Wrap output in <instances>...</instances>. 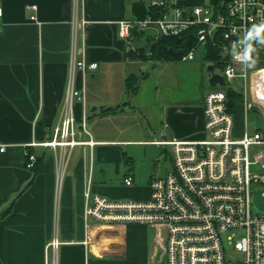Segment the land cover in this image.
Returning <instances> with one entry per match:
<instances>
[{
  "label": "crops",
  "instance_id": "obj_1",
  "mask_svg": "<svg viewBox=\"0 0 264 264\" xmlns=\"http://www.w3.org/2000/svg\"><path fill=\"white\" fill-rule=\"evenodd\" d=\"M142 1L151 0H0V264H53V257L54 264L163 262L156 227L84 216L88 188L92 197L109 201L149 199L155 170L147 184H136L137 174L128 171L116 181L126 156L122 145L166 151L167 146L157 142L204 137V100L211 87L204 60L203 69L197 67L202 96L192 92L185 98H166L158 111L151 103L142 114L133 98L149 71L134 95L126 92V78L140 74V62L157 64L128 57L132 47L148 43L154 29L142 36L133 31L130 42L119 36L120 21L137 19L136 7ZM223 1L179 3L188 11L198 6L214 11ZM72 58L98 67L74 69ZM72 87L85 90L88 112L86 135L81 130L83 105L75 101L71 107L78 129L75 139L92 144L45 147L64 117ZM119 106L116 113L99 115ZM240 111L245 113L241 103L234 117ZM246 132L252 131L234 127L237 137ZM26 152L37 156L33 169L26 167ZM127 176L133 179L130 186L124 182ZM52 241L58 242L55 250L48 248Z\"/></svg>",
  "mask_w": 264,
  "mask_h": 264
},
{
  "label": "built area",
  "instance_id": "obj_2",
  "mask_svg": "<svg viewBox=\"0 0 264 264\" xmlns=\"http://www.w3.org/2000/svg\"><path fill=\"white\" fill-rule=\"evenodd\" d=\"M163 8L160 17L123 20L119 36L129 40L134 30L154 29L161 34H177L190 26L198 27V46L220 43L225 58L223 68L214 73L226 85L210 87L204 100V137L172 139L158 144L171 147L173 169L150 181V197L145 201H109L86 192L85 219L100 222L140 223L156 227L166 264H264V214L253 210V194L264 195V134L260 130L234 135V115L229 107L227 89L242 96L245 112L256 111L264 117V59L256 55L263 44L253 42L255 51L248 64L233 59L231 44L240 41L253 25L264 23V0H230L217 10L198 6L185 10L179 0H151ZM29 9L35 10V5ZM1 15V11H0ZM34 19V16L32 17ZM81 21L80 25H84ZM194 47L183 58H194ZM72 67L83 72L95 70L98 63L72 58ZM218 71V72H217ZM210 77V73H208ZM84 89L70 88L64 117L51 141L52 149L92 144L75 139L77 122L71 114L75 101L83 105L81 130L86 135L88 112ZM1 150H4L1 149ZM26 167L33 169L37 156L26 152ZM133 184L131 176L124 179ZM57 241L48 248L56 249ZM235 252L238 259L229 253ZM55 262V257L50 259Z\"/></svg>",
  "mask_w": 264,
  "mask_h": 264
},
{
  "label": "rangeland",
  "instance_id": "obj_3",
  "mask_svg": "<svg viewBox=\"0 0 264 264\" xmlns=\"http://www.w3.org/2000/svg\"><path fill=\"white\" fill-rule=\"evenodd\" d=\"M144 44L145 46L147 45L145 41ZM194 54V60L188 62H157L156 65L151 61L140 62V66H138L140 74L136 73L135 75L141 77L146 74V71L150 72L149 76L141 81L140 89L133 98L134 104L140 107V113L144 114L145 109H149L151 103L155 104V108L158 111L159 109H157V107L160 106L162 100H166V98H185L192 92L202 96L204 91L200 83L201 73L197 67L201 66L203 69V46L197 47ZM132 71H138V69H133ZM201 71L202 74L205 75L206 70ZM164 83L168 86H165ZM158 88L159 91H156ZM160 98L162 99L160 100ZM234 122L235 131L237 129L242 130V128L246 126L249 131H253V128H256L264 134V117L256 111H248L245 113L241 111L237 112L234 117ZM120 149L121 153H126V156L124 162L122 161L118 165L120 175L118 176V180H116L118 183L121 181L122 172L128 171L137 174L136 184H140V182L147 184V178L149 174H152L153 170L156 171L154 177H163L173 169V160L170 157V146L166 147V151L148 146L130 147L122 145ZM260 149L264 150V147H254L250 153L251 158L253 154ZM130 156H133L131 161L128 159ZM252 201L254 212L264 214V195L262 194V190H258L253 194ZM151 232L155 234L153 228ZM229 255L233 259L239 258L235 252H230ZM161 257H164L161 264H166L165 256Z\"/></svg>",
  "mask_w": 264,
  "mask_h": 264
},
{
  "label": "trees",
  "instance_id": "obj_4",
  "mask_svg": "<svg viewBox=\"0 0 264 264\" xmlns=\"http://www.w3.org/2000/svg\"><path fill=\"white\" fill-rule=\"evenodd\" d=\"M230 0H224L219 2L216 6L217 9L225 7ZM137 18L143 19L148 15L155 18L160 17L165 10L163 8H157L142 1V3L137 5ZM155 31V30H154ZM138 36L144 35L145 30H134ZM131 41V38L128 42ZM198 46V27L190 26L187 29L181 30L177 34H161L155 31L154 36L148 39L146 46H136L132 47L128 57L132 60H147L150 59L157 62H182L184 57L191 51L194 47ZM204 55L203 60L208 63V65H213L215 70L221 69L225 65V58L222 55L220 43L213 45L208 42L203 46ZM256 55L261 59H264V49L257 48ZM209 73V72H208ZM146 74L137 76L135 74H130L126 78V92L129 95H134L138 90L139 80L144 78ZM229 96V107L231 112H234V108L242 102V96L234 90L227 89ZM128 104V103H125ZM119 107H110L103 109L100 112V116L107 113H116Z\"/></svg>",
  "mask_w": 264,
  "mask_h": 264
},
{
  "label": "clouds",
  "instance_id": "obj_5",
  "mask_svg": "<svg viewBox=\"0 0 264 264\" xmlns=\"http://www.w3.org/2000/svg\"><path fill=\"white\" fill-rule=\"evenodd\" d=\"M253 42L264 44V23L253 24L240 41L231 44L233 59L240 61L242 64H248L250 56L255 51Z\"/></svg>",
  "mask_w": 264,
  "mask_h": 264
},
{
  "label": "water",
  "instance_id": "obj_6",
  "mask_svg": "<svg viewBox=\"0 0 264 264\" xmlns=\"http://www.w3.org/2000/svg\"><path fill=\"white\" fill-rule=\"evenodd\" d=\"M148 2V0H147ZM207 72L210 73V77L208 79L209 85L211 87H216L217 85L220 86H225L226 82L223 76L214 73V66L213 65H208L207 67Z\"/></svg>",
  "mask_w": 264,
  "mask_h": 264
}]
</instances>
